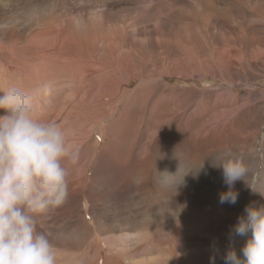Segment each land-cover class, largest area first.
Returning a JSON list of instances; mask_svg holds the SVG:
<instances>
[{
	"label": "rangeland",
	"instance_id": "1",
	"mask_svg": "<svg viewBox=\"0 0 264 264\" xmlns=\"http://www.w3.org/2000/svg\"><path fill=\"white\" fill-rule=\"evenodd\" d=\"M41 9L47 12L43 18ZM38 16L41 23L32 19ZM43 27L56 28L51 36L45 34L36 41L50 50H25L21 55L27 61L59 64L42 79L67 81L70 74L80 81L85 76L83 66H92L93 60L106 64L105 68L108 64H131L124 86L110 99L112 113L117 111L124 90L136 89L140 80L151 91L147 94L138 89L132 105L130 100L122 103V116L131 110L122 123L97 120L89 138L79 145L78 161L69 168L66 203L39 217V229L48 233L56 246L58 264H210L215 249L219 250L216 264H224L229 230L237 217L246 205L264 204V151L260 148L264 134V0H0V39L12 47H24L31 33ZM59 36L63 42L57 46L54 38ZM69 36L83 47H92L85 52L78 51L79 45L70 49L64 44ZM183 42L185 48H181ZM246 42H250L248 46ZM59 56L64 57L61 63ZM192 56L215 64V71L212 68L205 74ZM21 58L10 62L13 68L27 69ZM183 58L190 72L183 67ZM232 62L236 64L229 65ZM224 68L229 71L223 72ZM9 71L10 81H0V90L13 85L11 81L21 75L18 69ZM98 73L90 79H98ZM75 85L70 86L72 92ZM225 95L233 99L229 103L215 101ZM57 96L67 98L68 92ZM148 96L150 103L144 106ZM43 101L45 105V98ZM200 102L205 104L203 112L196 111ZM238 107L242 108L230 123L213 121ZM69 110L59 102L55 113L46 107L41 112L60 123ZM187 119L190 139L181 134ZM147 121L153 124L144 130ZM87 130L79 126L75 133L81 134L73 135L75 141ZM167 133L182 138L168 143L162 140ZM108 139L112 153L103 149L109 145ZM226 150L248 169L244 180L233 186L238 192L235 204L219 202L228 185L222 169L213 162L219 163ZM166 151L169 157L162 154ZM247 239L234 237L238 256H242Z\"/></svg>",
	"mask_w": 264,
	"mask_h": 264
},
{
	"label": "clouds",
	"instance_id": "2",
	"mask_svg": "<svg viewBox=\"0 0 264 264\" xmlns=\"http://www.w3.org/2000/svg\"><path fill=\"white\" fill-rule=\"evenodd\" d=\"M49 90L46 82L0 90V264H58L56 246L39 229V217L66 203L67 165L78 161L80 150L71 142L67 126L37 115ZM213 166L222 169L228 185L219 202L235 204L238 192L233 186L244 180L247 167L230 150ZM236 236L248 237L242 256L232 244ZM229 240L224 264H264V204L245 206L229 230ZM218 251L210 256V264H216Z\"/></svg>",
	"mask_w": 264,
	"mask_h": 264
},
{
	"label": "bare ground",
	"instance_id": "3",
	"mask_svg": "<svg viewBox=\"0 0 264 264\" xmlns=\"http://www.w3.org/2000/svg\"><path fill=\"white\" fill-rule=\"evenodd\" d=\"M45 6V5H44ZM42 8V7H41ZM2 9V8H1ZM43 9V8H42ZM41 9V10H42ZM43 14H40V17L43 18L45 15H47V12H44ZM47 11V10H46ZM40 12V11H38ZM50 14V13H49ZM42 15V16H41ZM10 16V15H9ZM32 18V17H31ZM34 20L40 21L41 23V19H39V16L37 17V19L32 18ZM30 21V20H29ZM9 22V21H8ZM12 22V21H11ZM4 24V23H3ZM54 26V25H53ZM56 27V26H55ZM55 27H49V30H44V27L41 28L40 31L38 30H34L31 33V39H29V41L26 44H23L24 47L21 46H16V47H12L10 44L6 43L3 38L0 39V63L2 64V66H0V81H7L9 80L11 77H8V72H10L9 70H15L18 69L21 72V77L19 76V78L11 81L10 84H15L17 86H21V87H31L33 84L36 83H42V82H46L48 84H50V90L48 92V94L43 97V99L40 101L39 105H38V110H37V115L47 119L45 117L44 114H42V109H44L45 107L49 110V112H54V110L56 109V106L59 105V102L61 103L62 107L64 108H70L69 110V115H67L65 118H63V120L60 122L61 124L67 126V128L69 129V138L71 140V142L75 145H77L79 147V145H81L82 140H87L89 138V134L91 132V130L93 129V125L97 122L98 119H104V120H111L113 122L117 123H122L123 119L127 118V116L129 115V113L131 112V110H127L126 113L124 114V116H122V112L124 111L125 107L123 106L121 108L122 103H126L127 100H130V105L133 104V99H136V93L138 91V89L143 92V93H147L149 94V88L148 86H146L144 83V80H140L137 88L132 90V91H127L125 92L124 88V94L120 95V100L117 102L119 103L117 106L118 108H116L115 110H117L116 112L112 113V101L110 102V99H115V95H117V93L119 92V89L121 88V86H124V83L122 84V82L124 81V78L126 76L125 72L129 73L132 70L131 64H127V65H123L121 67V65H119V63H115V64H108V67L105 68L106 64L102 63L99 60H93L92 66L85 64L83 66V69L85 70V76L82 77V79L80 81L75 80V77H70V74L68 75V80L64 81V80H56V79H42L43 75H46V73L48 71H51L52 69H56L57 65H59L57 62V64L52 65V62H45V61H27V59H22L21 55L25 54L27 51L25 50H31L29 51V53H33V50H36L37 53H44L49 51L50 49L48 47H46L45 45L41 44V43H36L37 40L40 41V37L41 36H45V34H47V36H51V33H54L56 28ZM204 33V32H203ZM154 34V33H153ZM64 39H67V41L64 43L67 47H69L70 49H72V47H76L77 45L80 46L81 49H78V51L81 52H85L86 48H91L92 46H87V47H83L79 41H77V39H74V37L72 38L71 36L65 37ZM81 38H78V40H80ZM45 41V40H44ZM77 41V42H76ZM247 41V40H246ZM25 42V41H24ZM46 42V41H45ZM54 42H56V45L59 46L61 44V42H63V39L59 37H57L56 39L54 38ZM14 43V42H13ZM199 43V42H198ZM244 43V42H243ZM250 43V42H248ZM246 42V45L248 44ZM252 43V42H251ZM90 44H92L90 42ZM179 44V43H178ZM186 44V43H185ZM183 42V45H181V48H185L186 45ZM154 45V44H153ZM243 45V44H242ZM63 46V45H62ZM198 46V45H197ZM201 46V45H200ZM248 46V45H247ZM64 47V46H63ZM66 47V48H67ZM212 47V46H210ZM109 48L112 51V56L116 57V53L113 50V45L110 42L109 43ZM200 48V47H199ZM215 50V49H213ZM217 50V49H216ZM66 51V55L68 54L67 50ZM198 51L196 50V53ZM218 54H216L215 56H217ZM231 55V54H230ZM68 58H71V56L68 54L67 55ZM214 57V56H213ZM222 57V56H221ZM225 57V56H224ZM232 57V55H231ZM22 59L24 60L23 63H27L28 66L27 69L26 68H13L14 65H12L10 62H14V60L16 59ZM56 58V57H55ZM64 57L60 58L59 56V62L61 63V60ZM163 58V57H162ZM194 62L195 65L198 67L203 68L205 71L204 73H208L207 71L211 70L214 65H211L209 61H204L203 59L197 57V56H192L191 57ZM199 58V59H198ZM223 58V57H222ZM227 58V56H226ZM228 59V58H227ZM230 59V58H229ZM36 60V59H35ZM115 60V59H114ZM207 60V59H206ZM223 60V59H222ZM225 60V59H224ZM66 61V60H65ZM168 61V60H167ZM166 61V62H167ZM212 61V60H210ZM229 60H227L228 62ZM234 61V60H233ZM64 62V61H62ZM160 62V61H159ZM221 62V61H220ZM32 63H36L33 64ZM69 63V61H68ZM129 63V62H128ZM183 67L184 65L186 66V72H190V66L186 63V58H183L182 61ZM126 64V63H125ZM225 64V63H222ZM229 64V63H228ZM227 64V65H228ZM235 62L230 63L229 65H235ZM216 66V65H215ZM226 66V65H225ZM15 67V66H14ZM96 67H100V69L96 68ZM221 68H223L221 66ZM3 69V70H2ZM70 69V68H69ZM214 69V68H213ZM212 69V70H213ZM216 69V68H215ZM215 69L213 71H215ZM233 69H235V66L233 67ZM104 71V74L107 75V77H103V74H99L98 71ZM106 70V71H105ZM114 70V71H111ZM162 70V69H161ZM221 70V69H220ZM231 70V68H230ZM99 71V72H100ZM223 72L226 71L225 68L224 70H222ZM221 71V73H222ZM229 71V70H227ZM226 71V72H227ZM162 72V71H160ZM219 72V71H218ZM67 73V72H66ZM98 73V79L95 80H91L90 77L93 76V74ZM233 73V72H232ZM13 74V73H12ZM60 74V73H59ZM110 74V75H108ZM229 74V73H228ZM53 75V74H52ZM12 76V75H11ZM61 76V75H60ZM111 76V77H108ZM237 76V75H236ZM59 78V77H58ZM66 79V77L64 78ZM126 80V79H125ZM10 81V80H9ZM8 81V82H9ZM76 84V91L72 92L70 89V86ZM225 84V83H224ZM220 86V85H219ZM222 86V85H221ZM220 86V87H221ZM229 86V85H228ZM140 87V88H139ZM232 87V86H231ZM226 88V86H225ZM68 92V97L61 99L60 96H57L58 92ZM123 92V91H122ZM227 94V93H226ZM119 95V94H118ZM140 95V94H139ZM229 95V94H228ZM122 96V97H121ZM146 96V94H145ZM202 96V95H201ZM45 98L46 104H43V100ZM146 98V97H145ZM159 98V97H158ZM204 98V97H203ZM219 100L216 98L215 101L217 102H223V103H229L233 97L230 96H222L221 98L218 97ZM118 99V98H117ZM165 99V97H164ZM163 99V100H164ZM150 96H148L147 100H145L144 106H146V103H150ZM162 100V101H163ZM204 100V99H203ZM161 102V101H160ZM188 103V102H187ZM201 104H198L196 109L197 112H203V110H205V104H202L203 102H200ZM161 104V103H160ZM115 105V104H114ZM155 105V104H154ZM153 105V106H154ZM157 106V105H156ZM187 106V105H186ZM151 107V106H150ZM194 107V106H193ZM192 107V108H193ZM59 108V107H58ZM242 107H238V108H234L233 111L227 110L226 112H224L222 114V117L219 116V119L213 120L214 122H219V121H225V123H230L231 119L234 116L235 112H238L239 110H241ZM194 109V108H193ZM157 110V109H156ZM155 110V111H156ZM63 111V110H62ZM45 112V111H44ZM66 112V111H65ZM68 112V111H67ZM194 112V111H191ZM196 112V113H197ZM55 113V112H54ZM86 113V115L84 114ZM110 113V115H109ZM154 113V112H153ZM196 113L194 112V115H196ZM218 113V112H217ZM68 114V113H67ZM216 113L213 114V116ZM243 114V113H242ZM190 115V114H189ZM193 115V114H192ZM191 115V116H192ZM62 116V115H61ZM54 117V116H53ZM190 117V116H189ZM188 117V118H189ZM176 118V117H175ZM244 118V117H243ZM52 120V119H50ZM177 120V119H176ZM179 121V120H178ZM99 122V121H98ZM151 122L153 124V121H147L144 124V130H149L152 126H151ZM101 123V122H100ZM142 123V122H141ZM140 123V125H141ZM158 123V122H157ZM170 123V122H169ZM179 123V122H178ZM116 124H112V126L116 127ZM220 124V123H218ZM237 124V123H236ZM172 125V124H171ZM206 125V124H205ZM217 125V124H216ZM238 125V124H237ZM258 125V124H257ZM79 126H81L84 129H88L86 131L87 134H85L84 136H80V137H76L78 140L77 142L75 141V137L73 135L75 134H81V133H75L78 129ZM154 127L156 125H153ZM165 126H167V124H165ZM188 126H190L188 124V119L186 120V124L184 125V127L182 128H186L184 129L185 131H183L181 134H183V136H188V139H190V132H189V128ZM219 126V125H218ZM217 126V127H218ZM141 127V126H140ZM169 127V126H168ZM195 127V126H194ZM193 127V128H194ZM202 127V126H201ZM212 127V126H211ZM120 128V127H119ZM119 128L117 127L116 130H119ZM174 128V127H173ZM157 129V128H156ZM116 130H115V134L114 131H111L114 135L116 134ZM143 130V129H142ZM193 130V129H192ZM215 130V129H214ZM213 131V130H212ZM254 131V130H253ZM264 131V130H263ZM143 132V131H142ZM154 132V130H153ZM167 132V131H166ZM211 132V131H210ZM258 132V131H257ZM169 133V132H168ZM166 134L164 137H162V140H165L169 143V140L173 138H182L181 134L177 135H170V134ZM264 133V132H263ZM151 134V133H150ZM201 134V132L198 133L197 136H199ZM217 134V133H216ZM257 134V133H256ZM215 135V134H214ZM246 135V134H245ZM244 135V136H245ZM91 136V135H90ZM219 136V135H218ZM258 136V135H257ZM146 137V136H145ZM249 137V136H248ZM254 137V136H253ZM105 138V137H104ZM147 138V137H146ZM199 138V137H198ZM222 138V137H221ZM257 138V137H256ZM260 138V137H259ZM261 138H263V145L262 147H260L262 149V151H264V134L263 136H261ZM148 139V138H147ZM258 139V138H257ZM105 140V139H104ZM103 140V141H104ZM111 139H108L109 141V145L104 146V152H108V153H112V151H110V141ZM117 140V139H116ZM199 140H201L199 138ZM228 140V139H227ZM155 141V140H154ZM256 141V140H255ZM158 142V141H157ZM192 142V141H191ZM227 142V141H226ZM147 143V142H146ZM200 143H198L199 145ZM148 145V143H147ZM156 145V144H155ZM159 145V142L158 144ZM190 146H193L190 144ZM261 146V145H260ZM153 147V146H152ZM156 147V146H155ZM154 147V148H155ZM169 147V146H168ZM247 147V146H246ZM249 147V146H248ZM259 148V149H260ZM227 149V148H226ZM229 149V148H228ZM232 151V148H230ZM221 150V149H220ZM160 151V149H159ZM230 151V152H231ZM235 151V150H234ZM245 151V150H244ZM255 152V151H254ZM150 153V152H149ZM236 153V152H235ZM165 157H169L170 154L166 151L162 153ZM245 154V152H244ZM249 154V153H248ZM178 155V154H177ZM176 155V156H177ZM215 155V154H214ZM247 155V154H246ZM150 156V154H149ZM216 156V155H215ZM237 156V155H236ZM178 157V156H177ZM190 157V156H189ZM115 158V157H114ZM151 158V157H150ZM162 159V158H160ZM180 159V158H178ZM213 159V158H211ZM215 159V158H214ZM166 160V159H165ZM153 162V161H152ZM169 162V161H168ZM178 162V161H177ZM161 163V162H160ZM163 163V162H162ZM170 163V162H169ZM168 163V164H169ZM200 163V162H198ZM153 164V163H152ZM157 164V163H156ZM181 164V163H180ZM199 165V164H198ZM69 168L72 167V164H68L67 165ZM151 166V165H150ZM154 166V165H153ZM184 166V165H183ZM196 166V165H195ZM181 165L179 166V170H180ZM158 168V167H157ZM186 168V167H184ZM159 169V168H158ZM168 170V169H167ZM194 170V168H193ZM166 171V170H165ZM164 171V172H165ZM178 171V169H177ZM149 169H147L146 171V176L149 175ZM158 172V170H157ZM170 172V171H169ZM208 172V171H207ZM219 172V171H218ZM217 172V173H218ZM205 173V172H204ZM169 175V174H168ZM191 175V174H190ZM151 176V175H150ZM157 176V175H156ZM155 176V177H156ZM100 177V176H99ZM148 179V178H147ZM151 179V178H150ZM146 182V181H145ZM147 183V182H146ZM82 185L85 184V181L83 180ZM193 184V183H192ZM261 184V183H260ZM88 186V184H87ZM86 186V187H87ZM203 190V189H202ZM79 191V190H77ZM211 192V191H210ZM80 197V195H79ZM81 199V198H80ZM89 225V224H87ZM95 226V225H94ZM96 229V228H95ZM145 230V229H144ZM150 256V255H148ZM140 258V257H139ZM222 261V260H221Z\"/></svg>",
	"mask_w": 264,
	"mask_h": 264
}]
</instances>
